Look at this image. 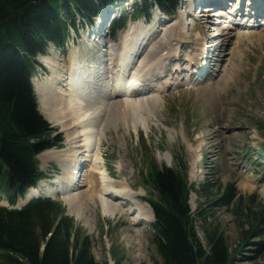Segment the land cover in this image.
Instances as JSON below:
<instances>
[{"label": "rangeland", "instance_id": "1", "mask_svg": "<svg viewBox=\"0 0 264 264\" xmlns=\"http://www.w3.org/2000/svg\"><path fill=\"white\" fill-rule=\"evenodd\" d=\"M137 1L124 0L123 5L120 3L122 5L120 12H117L119 8L114 7L116 4L104 3L102 8L111 10L108 19L115 16L125 18L127 30L140 23L146 29L153 28L157 32L156 36L159 35L158 39L163 37L161 31L163 25L172 27L177 23H187L185 15V22L179 18L180 11L186 13L183 7L178 9L180 10L178 17L175 15L168 18V22L164 20V16H157L156 10H153L149 20L140 17L137 21H129V16L138 11ZM195 1L197 4L201 2L210 4L208 0ZM226 1L224 0L222 5ZM249 3L250 0H230L225 4L228 6L226 14L234 11L233 7L235 9L241 7L238 17L245 21L254 20L250 26L253 32H257L264 27V9L261 11L253 9L252 13L258 17L252 19V15H247ZM256 5L259 7L258 3ZM154 6L153 4L152 7ZM191 8H195V5ZM208 17L197 23L193 22L184 29L187 42L180 51L183 53V60H186V55L194 52L198 36L207 42V46L218 39L216 32L210 29L218 24L209 23L212 16ZM162 21L166 23H161ZM126 29L119 39L126 34ZM80 33L81 37H77L71 32L66 48L59 51L52 48L53 54L49 53L50 57L58 60L59 64L65 62L68 64L72 54L75 59H80L79 56L84 55V59H89V56L100 57V52L104 51V48L88 44L87 37L81 31ZM109 33L110 30L106 28L101 38L102 44L110 39ZM212 35L213 39L208 40ZM263 42L264 40L257 42L252 40L249 43L246 41L240 43L237 49L241 59L235 63L232 78L224 81L226 87L219 85V91L218 87L214 91L207 87L210 83L207 79L210 74L215 73L214 62L208 68L209 72L205 75L207 77L204 76L196 84L193 82L196 76L191 77L185 72L176 74L178 80L173 81L171 85L174 86L173 90L162 93L161 102L150 108L141 107L139 111L131 113L134 123L118 127L107 126L104 136L101 137L99 150L102 165L113 178L112 186L120 191L123 188L129 189L134 194L133 197H136L135 193L141 195L138 196V200L143 204L147 198L156 199V194L151 192L149 186L151 173L164 167L183 170L187 174L188 185L198 190V193L190 190L188 199L197 234L203 239L202 229L211 227L215 231L216 229L220 231L221 235L227 238L230 253L233 255L232 264H264V249L260 248V251L258 249L259 243L264 245V237L252 234L248 240L244 239L253 229V217L264 213V161L260 157L264 154L258 152L264 151ZM87 45L91 46L88 48ZM104 57L102 55V58ZM80 62L82 63L81 60ZM41 72L40 68L37 69V79ZM188 78L190 80L184 83ZM217 79L214 78L213 81ZM36 97L39 113L53 130L49 140H58V145L52 149H67L65 132L59 126L48 122L37 94ZM81 151L83 150L78 148L79 155ZM36 161L38 169L46 177L42 183L49 185L50 181L63 176L61 167L55 160L43 163L36 157ZM85 170L83 167L78 173L83 174ZM122 183H126L131 189L126 185L121 187ZM230 184L234 185L237 191L235 200L227 207L213 206V201ZM3 197L0 194V198ZM52 197L60 204L64 215L71 219L80 236L86 234L90 237L91 253L95 261L100 264H163L152 241V230L149 226L151 222L133 221L137 216L133 213L132 218V214H128L129 208L124 207L122 211L120 208V212L117 211L113 215L102 213L99 202L94 199L87 203L88 199L85 198L84 206L79 208V205H76L80 212V215L76 216L73 211L68 210L61 196ZM120 201L122 200L115 199L112 203ZM134 201L142 205L139 201ZM2 203L6 205L0 201V205ZM144 205L149 207L147 203ZM199 214L204 218H200Z\"/></svg>", "mask_w": 264, "mask_h": 264}, {"label": "trees", "instance_id": "2", "mask_svg": "<svg viewBox=\"0 0 264 264\" xmlns=\"http://www.w3.org/2000/svg\"><path fill=\"white\" fill-rule=\"evenodd\" d=\"M119 1L0 0V190L11 204L41 177L36 155L58 144L49 140L52 129L39 114L30 85L34 58L49 45L62 46L69 29L79 28L78 18L89 25L104 3ZM138 3V15L147 17L152 4L168 14L178 6V0ZM149 182L156 194L146 199L154 217L152 241L163 264H232L220 231L202 229L203 239L197 234L188 194L198 190L188 185L183 170L164 167L151 173ZM236 197L235 186L227 185L213 206L227 207ZM252 220L245 240L264 237V213ZM91 247L89 236H80L55 201L35 199L19 210L0 207V264H100Z\"/></svg>", "mask_w": 264, "mask_h": 264}, {"label": "bare ground", "instance_id": "3", "mask_svg": "<svg viewBox=\"0 0 264 264\" xmlns=\"http://www.w3.org/2000/svg\"><path fill=\"white\" fill-rule=\"evenodd\" d=\"M208 1L210 4L217 2L222 5L224 0ZM183 3H188L187 5L190 7L197 4L195 0H183ZM156 11L158 13L157 16H164L158 9ZM208 11L207 9H203L201 13L199 12L197 17L201 16L195 22H199L202 18L205 20L210 15L212 18L209 21L212 22L215 15L222 14V18L228 19L229 22H225L221 28L215 26L210 28L216 32L214 34L217 35L218 39H216L215 43L211 42L210 47L207 46V50L204 46L207 42L205 43L198 36L196 38L194 52L191 55H186L185 63H180L173 70L178 69L182 65H186L182 71L187 72L190 70L192 73H195L201 68V64L205 59V50L206 53L212 52L213 59L207 62V68L204 71L201 69V71H203L205 76L209 72L208 68L211 63H215L213 65L215 73L210 74V77L207 79L210 82H208L209 86L207 87L211 91H214L218 87L217 89L219 91V85L220 87L221 85H225L226 87L224 81H229L232 78L235 63L241 59L240 52L237 49L240 43L242 41L249 43L252 40L256 42L264 40V27L257 32H253L250 26L251 19L245 21L237 16L238 20H235V24L232 25L230 22V15L232 13L227 15L228 13L218 11L216 14L213 12L207 13L208 15L202 14V12ZM194 12L196 13V11ZM179 17L181 20L185 19L181 11ZM257 17L253 14L251 18ZM221 20L223 19H219L217 22ZM193 22L192 20H188L186 24L181 22L172 27L168 25L165 27L163 25V37L161 39H158L159 35L155 36L157 33H155L156 30L154 31L153 28H149L150 30L146 29L141 23L135 27H131V29H126V34H123L117 44L118 50L121 48L120 54L123 55L119 63L124 64L125 62V64L121 69L118 66L120 71L117 73V69H115L112 73V78H110L111 80L108 79L107 82L104 80L106 76H103L105 68L94 74L91 64L83 60H81V63L77 58H74L75 56L73 54L69 58L68 64L66 62L59 64V61L50 57L49 53L39 57V62L48 68L51 75L46 76L41 81L33 80L35 91L48 122L59 126L65 132L68 148L49 149L38 155V158L43 163L49 160L58 162L63 176L55 178L52 182L50 181L49 185L40 182L37 187L28 192L29 197L39 194L59 195L63 198L62 201L65 202L68 210L73 211L76 216L80 215L79 210L76 209V205H79V208L84 206L86 202L84 200L85 198L88 199L87 203L95 199L101 206V212L111 213V215L117 211L120 212V207L122 208V204L128 200L132 204V208H134L132 214L135 213L137 216L133 221H152L150 207H147L138 200L137 196L140 195L135 193L136 197H133L134 194L129 189L123 188L120 191L112 186L113 178L109 176L104 165H102L103 160L99 152L101 137L104 136L107 126L118 127V125L126 126V124L134 123L135 120L131 118V113L139 111L141 107L150 108V106L158 104L161 100L162 92L165 91V88L161 87L162 84L157 87V94L135 92L131 98H126L121 95L122 93H129L130 89L136 90L133 86L136 84L134 79L136 77V68L134 71L131 70L130 80L128 78V72L126 73L127 68L133 61L135 63L133 68L136 63L138 66L142 65L144 70H142L141 75L146 74L149 76L150 81L154 75H160L169 61L178 60L177 56L181 53V46L187 42L184 29L191 26ZM256 22L260 24L258 20ZM96 34L99 33L97 32ZM229 45H231L230 48H228ZM227 48L228 51L226 52ZM118 50L117 46L113 47L112 53L115 55L114 58H116ZM198 57H201V61ZM182 61L184 60L180 58L175 63ZM115 62H117V59L110 61L108 66ZM106 68L108 69L109 67ZM99 74L102 76L97 79L93 78ZM201 76L202 74L199 72L197 77L200 78ZM169 77L167 75L164 76L162 78L163 82L172 85L173 81L170 82ZM214 78L218 79L213 81ZM132 116L134 117V115ZM71 129L73 131H70ZM78 148L83 150L80 152V155ZM81 165H85L84 168L86 169L83 174L78 173L82 171V167L80 169ZM123 185L128 186L126 183H122L121 187ZM110 195H112V199L109 197ZM120 195L123 197L119 198L118 196ZM113 199H121L122 201L112 203L114 201ZM134 200L139 201L142 205ZM1 205L5 204L2 203Z\"/></svg>", "mask_w": 264, "mask_h": 264}]
</instances>
